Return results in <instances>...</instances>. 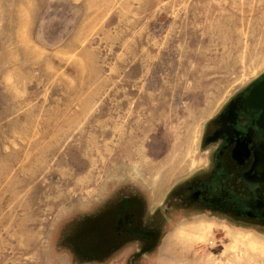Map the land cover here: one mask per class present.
Listing matches in <instances>:
<instances>
[{
    "label": "rangeland",
    "instance_id": "rangeland-1",
    "mask_svg": "<svg viewBox=\"0 0 264 264\" xmlns=\"http://www.w3.org/2000/svg\"><path fill=\"white\" fill-rule=\"evenodd\" d=\"M262 76L264 0H0V264H81L59 226L123 186L166 210ZM170 206L134 264H264V229Z\"/></svg>",
    "mask_w": 264,
    "mask_h": 264
},
{
    "label": "flooded vegetation",
    "instance_id": "flooded-vegetation-1",
    "mask_svg": "<svg viewBox=\"0 0 264 264\" xmlns=\"http://www.w3.org/2000/svg\"><path fill=\"white\" fill-rule=\"evenodd\" d=\"M264 76L231 95L208 120L203 160L177 186L166 210L149 192L123 186L59 226V238L81 264L150 259L166 229L169 206L264 229ZM170 206V207H171Z\"/></svg>",
    "mask_w": 264,
    "mask_h": 264
},
{
    "label": "water",
    "instance_id": "water-1",
    "mask_svg": "<svg viewBox=\"0 0 264 264\" xmlns=\"http://www.w3.org/2000/svg\"><path fill=\"white\" fill-rule=\"evenodd\" d=\"M258 91L264 93V82L261 83V85L258 88Z\"/></svg>",
    "mask_w": 264,
    "mask_h": 264
}]
</instances>
